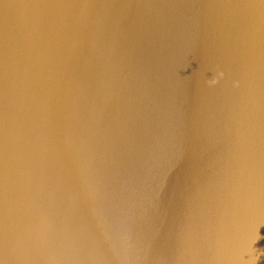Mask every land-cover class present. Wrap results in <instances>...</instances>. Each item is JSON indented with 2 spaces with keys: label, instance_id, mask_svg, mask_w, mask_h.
Here are the masks:
<instances>
[{
  "label": "water",
  "instance_id": "obj_1",
  "mask_svg": "<svg viewBox=\"0 0 264 264\" xmlns=\"http://www.w3.org/2000/svg\"><path fill=\"white\" fill-rule=\"evenodd\" d=\"M0 264H264V0H0Z\"/></svg>",
  "mask_w": 264,
  "mask_h": 264
}]
</instances>
